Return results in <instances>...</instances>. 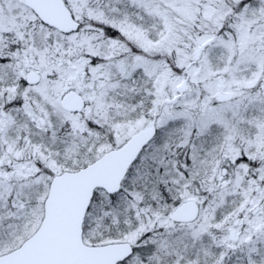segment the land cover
<instances>
[{
	"label": "snow or ice",
	"instance_id": "obj_1",
	"mask_svg": "<svg viewBox=\"0 0 264 264\" xmlns=\"http://www.w3.org/2000/svg\"><path fill=\"white\" fill-rule=\"evenodd\" d=\"M0 264H264V0H0Z\"/></svg>",
	"mask_w": 264,
	"mask_h": 264
}]
</instances>
